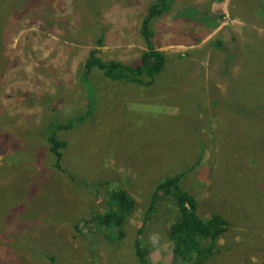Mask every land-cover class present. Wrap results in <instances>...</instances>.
Instances as JSON below:
<instances>
[{
  "label": "rangeland",
  "instance_id": "374dc122",
  "mask_svg": "<svg viewBox=\"0 0 264 264\" xmlns=\"http://www.w3.org/2000/svg\"><path fill=\"white\" fill-rule=\"evenodd\" d=\"M153 3L0 0V264H138L134 242L154 189L185 171L181 187L199 216L229 222L208 264H264V0H177L152 25L168 59L154 86L94 72L88 92L91 51L140 63ZM88 100L92 122L58 134L70 180L44 135L54 119L85 114ZM116 190L136 210L111 242L84 221L104 214ZM158 204L143 235L149 264H180L167 238L175 203Z\"/></svg>",
  "mask_w": 264,
  "mask_h": 264
},
{
  "label": "trees",
  "instance_id": "16d2710c",
  "mask_svg": "<svg viewBox=\"0 0 264 264\" xmlns=\"http://www.w3.org/2000/svg\"><path fill=\"white\" fill-rule=\"evenodd\" d=\"M177 0H154L147 16L141 26V35L147 44V51L143 53L141 61L136 66H129L119 62H105L100 58L99 49L91 51L84 66L83 83L88 92L92 86L90 77L94 72L101 74L106 80L126 83L137 88L149 89L156 83V78L163 74L168 59L165 54L159 52L153 43L154 33L152 25L155 20L169 15ZM217 27L216 24L212 28ZM105 41L104 35L98 39V47H102ZM221 47L222 44L218 43ZM94 119V107L88 100L87 112L66 122H58L54 119L45 131L50 153L55 159L54 168L68 179L71 174L64 169V151L67 143L60 140L58 134L71 132L77 125L86 126ZM94 122V121H93ZM192 171L194 169H191ZM185 171L171 176L159 183L150 198V205L143 216L141 227L137 232L134 242V253L138 264H149L150 249L144 246L143 235L147 225L155 215L160 200H173L177 210V219L170 226L167 238L173 246V255L180 264H208L219 251L217 242L227 233L229 222L221 215H213L209 220L202 219L198 214L199 204L195 196L184 191L181 187ZM108 209L104 214H95L90 220L85 219V224L94 225L106 239L121 241L124 239V228L130 216L136 210V204L128 191L116 190L109 193ZM76 230L79 232V228ZM114 236V237H113ZM51 264H56L52 260Z\"/></svg>",
  "mask_w": 264,
  "mask_h": 264
},
{
  "label": "bare ground",
  "instance_id": "6f19581e",
  "mask_svg": "<svg viewBox=\"0 0 264 264\" xmlns=\"http://www.w3.org/2000/svg\"><path fill=\"white\" fill-rule=\"evenodd\" d=\"M10 1V0H9Z\"/></svg>",
  "mask_w": 264,
  "mask_h": 264
}]
</instances>
